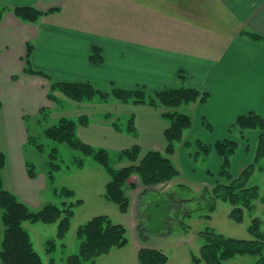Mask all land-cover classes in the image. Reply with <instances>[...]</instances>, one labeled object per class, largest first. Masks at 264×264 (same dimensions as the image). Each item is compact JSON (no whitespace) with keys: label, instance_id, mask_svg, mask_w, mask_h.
I'll return each mask as SVG.
<instances>
[{"label":"crops","instance_id":"crops-1","mask_svg":"<svg viewBox=\"0 0 264 264\" xmlns=\"http://www.w3.org/2000/svg\"><path fill=\"white\" fill-rule=\"evenodd\" d=\"M0 3L7 8L0 20V114L5 137L3 170L8 172L3 184L30 210L41 205V193L48 184L46 177L30 179L26 173L21 149L28 142L30 118L38 117L39 123L45 109L50 113L55 110L58 120L85 117L86 123L76 129L82 142L91 145L90 142L131 139L141 142L133 145L139 146L143 153L164 152L163 132L169 123L161 117L159 108L112 102L111 98L104 102L76 103L57 93L61 98L59 104L70 107L60 115L47 97L49 81L24 72L27 45L31 47L29 66L46 74L51 82L88 83L104 93L113 88L142 89L152 95L180 87L206 93L205 102L184 106L188 112L179 108L180 113L191 118L192 124L175 145L200 142L202 134H207L204 128L216 131L211 133L215 143L237 142V138L228 139L226 132L239 116L253 113L264 119V43L248 36L264 38V0H0ZM19 7L57 10L28 23L13 15L12 10ZM93 49L99 50L102 64L90 62ZM180 72L184 80L178 79ZM122 117L128 124L133 118L131 133L128 128L126 134L117 133L122 130L112 127ZM134 132L136 135L132 136ZM238 133L246 140L251 137L252 142L259 136L254 130L238 129ZM175 145L170 160L175 155ZM256 145L243 148L247 160L241 171L254 158ZM175 168L178 178L180 170ZM255 171L264 174V158L262 167ZM173 180L163 191L172 187ZM132 190L137 196L138 189ZM139 248L138 245L137 252Z\"/></svg>","mask_w":264,"mask_h":264},{"label":"trees","instance_id":"trees-1","mask_svg":"<svg viewBox=\"0 0 264 264\" xmlns=\"http://www.w3.org/2000/svg\"><path fill=\"white\" fill-rule=\"evenodd\" d=\"M57 9L40 11L33 7H19L12 10L13 15L23 22L35 23L41 17L55 12ZM7 8L0 3V20ZM255 41H262L264 38L258 35H248ZM24 72L30 75L41 76L49 81L48 99L55 103L56 94L59 93L66 99L83 103L98 97L102 101L112 97L120 103H131L135 105H147L161 109V117L168 121V126L163 132L166 147L163 153L158 151H147L143 153L141 148L133 145L123 149L114 158H110L108 151L104 148L95 150L91 145L82 142L76 136V129L79 124L86 123L85 117L78 120L61 118L56 124L44 130V137L56 143H64L73 150L79 151L84 157L92 159L107 173L109 181L105 185L104 198L117 205L120 213L125 214L130 207V201L125 194L124 187L128 185L135 189L136 184L129 183L132 176L138 179L142 191L139 194L138 208L143 207L142 195L151 191L153 187L161 186L171 182L178 176V171L170 160L174 154L175 143L181 141L183 133L191 127V118L178 110L182 106L193 103H203L207 94L190 88H166L152 95H147L142 89L121 90L113 88L111 92H100L88 83H55L49 77L39 71L32 70L29 66L30 45L26 47ZM94 65L102 64V56L98 49H93L89 58ZM182 72L178 74L179 80H184ZM1 106V104H0ZM133 118L128 124V132H132ZM241 131L260 130L257 145L252 163L244 168L237 176L224 172L229 166V158L237 150V142L222 140L214 145L201 146L204 154L213 149L221 158V169L219 175H226L224 183L215 181L208 189L204 188L202 196L208 204L206 220L211 215L218 201L228 202L234 206V219L241 221V208L252 209V203L260 198L258 186H248L249 179L257 168V163L264 158V119L253 113L239 116L231 126ZM33 140V139H32ZM31 138L28 137V142ZM40 145L36 147L39 149ZM56 159V152L49 154V169L46 179L49 184L54 179V173L60 169V165L53 163ZM113 159V160H112ZM126 160L125 165L116 166ZM5 154L0 151V263L1 264H43L42 258L34 250L29 233L23 228V223H40L43 225L56 224V237L46 242V253L51 254L62 242L70 226L73 217L75 203L63 202L61 207L47 204L38 211H32L11 192L4 188L2 171L5 167ZM115 165L114 167L111 164ZM75 164V163H74ZM84 159L76 161L75 166L83 168ZM26 173L30 179L36 178L37 174L31 164L26 163ZM60 194L65 197H72L70 189L61 190ZM264 203V196L260 198ZM238 206V207H237ZM142 211V210H140ZM233 218V217H232ZM262 222L254 218L247 228L251 236L249 239H235L226 237L212 229L205 230L204 244L200 247L199 255L192 256V264H222L236 256L248 255L255 258L253 264H264V229ZM141 225H137V230ZM126 230L122 225L114 224L107 216H96L77 230V237L80 240L78 252L66 258L65 264H95L96 260L109 254L113 249H119L126 244ZM63 245V244H62ZM53 261V259H50ZM138 264H166L168 258L160 251L154 249L140 248L137 254Z\"/></svg>","mask_w":264,"mask_h":264},{"label":"rangeland","instance_id":"rangeland-1","mask_svg":"<svg viewBox=\"0 0 264 264\" xmlns=\"http://www.w3.org/2000/svg\"><path fill=\"white\" fill-rule=\"evenodd\" d=\"M110 98L112 102H116L115 99ZM59 100L61 98L56 97L52 106L57 107L56 110L61 115L64 111L70 110V107L59 104ZM93 100L104 102L98 97ZM180 111L188 112L184 106L180 108ZM51 112L45 109L39 117V123L38 117L30 118L27 121V135L31 141L21 149L24 161L33 166L38 178L47 176L49 154L53 150L56 152V159L53 160V163L60 165V169L54 173L52 184L48 183L46 190L41 193V205L39 207L32 206L31 210L38 211L47 204L61 207L63 202L68 204L80 202L73 207V217L65 238L62 242L57 243V247L49 255L45 251L46 242L56 237V224L25 223L24 226L31 237L34 250L42 258L43 264H65L68 256L78 252L80 243L77 237L78 228L96 216H107L114 224L122 225L126 230V244L124 247L113 249L109 254L98 258L95 264H138V245L140 248L154 249L163 253L168 258L166 264H192L191 257L199 255L200 247L204 244L203 234L207 229H212L226 237L249 239L251 236L247 232V228L254 218H258L262 222L261 227L264 229V203L260 200L264 196V174L257 171L250 178L248 186H258L260 198L252 203L251 210L240 206V222L234 219V206L223 201L217 202L214 212L210 214V220L204 218L208 214V204L205 197L202 196L204 188L210 189L213 186L211 185L213 180L224 183L226 175H219L221 161L216 151L211 149L205 155L197 142H189L187 146H183L181 143L175 145L176 152L171 160L180 170V176L173 180L170 189L164 191L154 189L155 191H147L142 195V211L138 208V201L139 194L143 189L138 179L135 176L131 177L129 182L137 184L135 186L138 189L137 196L134 190L126 185L124 191L130 201L129 212L120 213L117 205L104 198L105 185L109 181V176L92 157H84L81 152L71 149L64 143H56L44 137V130L56 124L58 120L55 118V110ZM165 122L167 121L165 120ZM115 123L117 126L113 125L112 127L116 131L122 130L117 133H127L128 123L124 117ZM204 131L207 134H202L203 140L200 139L198 143L201 146L213 145L215 142L211 139V133L216 131L211 128H204ZM254 132L260 133V130H254ZM226 134L229 136L228 139H238V141L236 139L237 150L230 156L229 166L224 169L225 173L233 176L241 171L240 167L247 160L246 155L242 153L243 148L253 147L258 138L256 142H252L251 137L246 140L245 137H240L238 129L233 127H229ZM135 135L136 132L132 133V136ZM3 142H5V137L0 114L1 152L3 149L5 150ZM90 143L95 150L106 149L110 158H114L115 154L119 152L114 149H127L133 144L141 142H133L129 139L126 142ZM37 145H40L39 149L36 147ZM80 158L84 159L83 168L75 166L76 161ZM252 161L253 159L250 163ZM125 164L126 160L116 167L119 168ZM262 164L263 159H260L257 168L262 167ZM111 166H115L113 162ZM6 174H8L7 169L2 171V178ZM64 188L72 190L73 196L63 197L60 192ZM139 224L141 227L137 230L136 227ZM254 261L255 258L244 255L236 256L222 264H253Z\"/></svg>","mask_w":264,"mask_h":264},{"label":"water","instance_id":"water-1","mask_svg":"<svg viewBox=\"0 0 264 264\" xmlns=\"http://www.w3.org/2000/svg\"><path fill=\"white\" fill-rule=\"evenodd\" d=\"M169 185V183L168 182H166V183H164L163 185H161L158 189L160 190V191H162L165 187H167Z\"/></svg>","mask_w":264,"mask_h":264}]
</instances>
